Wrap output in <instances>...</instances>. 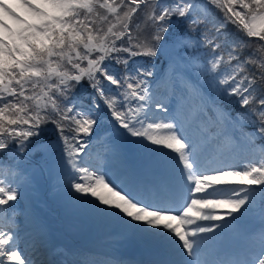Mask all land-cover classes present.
<instances>
[{"label":"snow or ice","instance_id":"1","mask_svg":"<svg viewBox=\"0 0 264 264\" xmlns=\"http://www.w3.org/2000/svg\"><path fill=\"white\" fill-rule=\"evenodd\" d=\"M251 38L257 47L246 51ZM165 50L170 73L134 61ZM84 80L92 91L75 96ZM169 96L179 97L175 109ZM220 97L248 111L233 116ZM123 141L137 144L143 167L128 162ZM257 141H264V0H0V156L39 154L69 170L72 199L156 251L153 264H264V221L258 241L241 234L234 259L203 256L258 200L264 217ZM8 174L12 165L0 159V177ZM17 200V188L0 178V264H55L44 238L31 242V253L20 248L9 216ZM58 254L73 257L61 264H119L73 249Z\"/></svg>","mask_w":264,"mask_h":264},{"label":"rangeland","instance_id":"2","mask_svg":"<svg viewBox=\"0 0 264 264\" xmlns=\"http://www.w3.org/2000/svg\"><path fill=\"white\" fill-rule=\"evenodd\" d=\"M9 22L11 24H13V27H16L14 22H12L11 20ZM163 56L167 57V51L166 50L164 51ZM170 71H171V69H169V73H170ZM204 82H206V81H204ZM216 103H217V101H216ZM211 104H212V100L208 104L209 107H211ZM122 148H123L125 155L133 154V156H135L136 158L144 161V157H142L136 143H133L131 141H123L122 142ZM17 160L19 162V158H17ZM25 160H26L25 157L21 156L20 161L26 162ZM29 168L32 170L31 166ZM52 168L58 173L61 172L60 173L61 175L63 174L64 171H66V170H64V167H62V166H56V167L53 166ZM34 173H36V174L34 175ZM30 174L32 177L31 181L33 182V184L38 183L39 185H41V184L45 185L48 183V181L50 183L52 182V184H53V181H54V183L63 182L60 175H58V177L56 178V175L53 172H50L48 170L47 171L46 170H37L36 171V168H35L34 171L32 170L31 173L28 174V177H26V181L29 180L28 178L30 177ZM32 182L29 181V186L30 187L32 186L31 188H34V185L32 184ZM60 191H61V189H55V190H51L49 193H50V195H52V194H54L56 192H60ZM65 201H67V205H64L63 202L55 201L60 206H63V205L65 206V207H63L64 210L61 211L63 214V217H64L65 224H61L62 220L58 219V218H63V217L59 212H56V211H52L51 214L49 212H46L47 217L45 216V218H46V221L48 219L49 220L50 219L55 220V224L57 225V228H59L60 229L59 231L62 232L64 235L68 236L67 241H69V242L77 241L79 239L80 235L86 236V234H91L90 240L84 242L80 246V248L74 249V250H78L80 252H86V253L96 251L97 247H96V245H94V243H96V240H97V242H102V247L111 245L115 248H117V246H119L120 248H125L123 251L125 254L131 256L130 260H134L136 258L135 254H134V249L136 247L135 245H137V242L134 239L127 236L126 234H124V235L119 234L118 236H114L113 238L112 237L109 238V240H105V241H107V243H109V245L104 244L103 239L101 238L102 233H103V229H101V228L99 230L96 229V220L93 219L95 217H91V214L86 212L84 210V208L81 205H79L77 202H75L72 198H69L68 200H65ZM44 204H45V202L43 200L39 201V206H40V209L42 211L45 209ZM32 215L37 217L38 222H40V224H41V222L43 220L42 214L39 213V211H33ZM56 216L58 218H55ZM100 223L101 222H99V224ZM104 224L105 223H103L102 225H103V228L105 229L106 225H104ZM99 236H101V237H99ZM136 256H138V255H136Z\"/></svg>","mask_w":264,"mask_h":264},{"label":"bare ground","instance_id":"3","mask_svg":"<svg viewBox=\"0 0 264 264\" xmlns=\"http://www.w3.org/2000/svg\"><path fill=\"white\" fill-rule=\"evenodd\" d=\"M21 14L23 15L24 13L22 12ZM26 18L29 19L30 17L26 16ZM128 162L131 164V161L128 160ZM131 165L135 167V165H133V164H131ZM13 187H16L17 188L16 185H13ZM17 191H18V200L17 201H14V202H10V204H15V208L14 209H16V211L20 212L23 215V219H22L21 223L20 224H17L16 226H17V228L21 227L20 228V231H18L19 239H20L21 242H24V247L27 248V251L28 252H30L31 248L29 247V245L31 243H30V239H28V237H27L28 236V233L25 232L22 229V226L24 225V220L30 218L29 217V213L27 212L28 211V207L25 205V196H24V193H22L18 188H17ZM219 211L220 212H223V211H226V210H219ZM105 218H106V220L109 221L108 224H110L111 227L112 226H115L114 228L109 229L108 232H111L114 235L119 234V233H125L124 230L122 229V227L119 224H117L116 222H114L111 218L97 216V220L99 222H101L102 220H105ZM209 235H211V234H209ZM139 246H142V248L139 249L138 248ZM150 250H152V249H149V248H147V247H145V246L137 243V247H136V249L134 251L136 253H138V254H142V253L148 252ZM152 251L154 252V254L157 253L154 250H152ZM208 251L209 250H206L205 253L203 254L204 258H206L208 260H214L217 252L220 251V249L216 250V253H207ZM54 262H55V264H59L60 258L57 256L56 257V260Z\"/></svg>","mask_w":264,"mask_h":264},{"label":"trees","instance_id":"4","mask_svg":"<svg viewBox=\"0 0 264 264\" xmlns=\"http://www.w3.org/2000/svg\"><path fill=\"white\" fill-rule=\"evenodd\" d=\"M213 11L215 12V15H216L217 17L222 16V13H221L220 11L216 10L214 7H213ZM142 28H144V27H142ZM144 29H145V31H151L150 27H148V28H144ZM185 30H186V26H183V25H182V26L179 28V31H180V32H183V31H185ZM136 31H137V30L134 28V32H136ZM227 31L230 32V33H235L237 36H241V37H242L243 39H245V40H249V39H250V38H247L246 36H243L242 33H237V32H236V28H235V26H233V25H229ZM140 34L143 35V33H140ZM255 43H257L256 40L253 39V38H251V42H250L249 48H248L246 51H251L252 49H255L254 46H253ZM121 55H125V54L121 53ZM87 90H89V88H88V81H87V80H84V81L82 82V86L76 88L74 95H75V96H82V94H83L84 92H86ZM85 95H86V94H85Z\"/></svg>","mask_w":264,"mask_h":264}]
</instances>
